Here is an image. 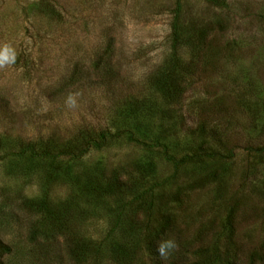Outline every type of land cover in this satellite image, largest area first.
Wrapping results in <instances>:
<instances>
[{
  "label": "rangeland",
  "instance_id": "374dc122",
  "mask_svg": "<svg viewBox=\"0 0 264 264\" xmlns=\"http://www.w3.org/2000/svg\"><path fill=\"white\" fill-rule=\"evenodd\" d=\"M177 1L0 0V48L15 53L0 67V264H119L108 258L112 243L124 245L120 264H264V0H179L186 37L207 31L197 58L171 53ZM165 60L193 66L169 100L149 85ZM104 63L114 77L102 84ZM74 65L80 81L57 93ZM104 129L131 131L140 144L125 133L77 154ZM28 143L74 158L7 154ZM163 147L195 158L175 166ZM148 162L138 189L157 185L150 208L149 194L131 201L129 191L73 202L66 175L103 181L120 172L124 181ZM39 200L52 210L66 203L69 231L103 243L102 254L76 262L67 235L31 239L51 227L44 211H30ZM164 239L178 245L166 259L156 252Z\"/></svg>",
  "mask_w": 264,
  "mask_h": 264
},
{
  "label": "trees",
  "instance_id": "16d2710c",
  "mask_svg": "<svg viewBox=\"0 0 264 264\" xmlns=\"http://www.w3.org/2000/svg\"><path fill=\"white\" fill-rule=\"evenodd\" d=\"M213 2L216 4V2L213 0ZM178 11H180V4L179 0L177 1V7L176 11L173 13V18L171 20V53L174 54H190L191 57L197 58L198 54L201 52V48L198 46L204 45V41L207 38V31L203 29H197L199 33V39H196L193 41L191 37H186L188 35L183 33V30L185 29L182 27L180 24V19H178ZM109 47V46H108ZM104 54H108L109 50L105 49ZM109 58V55H108ZM98 60V59H97ZM100 61H97L96 64L94 65L95 67H99ZM109 65L107 63H104L100 69L99 77L100 80L102 81L101 83L104 84L107 79H110V75L114 77L113 70L108 67ZM74 70L73 72L64 80V85L60 89H58L57 93L59 91H62L64 89L73 87L75 83L80 81V75L81 71L80 69L78 70L77 68H80L78 65H74ZM192 64H187L183 62H170L168 63L167 60H165L160 67L154 72L153 75L149 77V85L153 86V90L158 92L165 100H169L170 98H173L178 95V91L183 92L180 85L182 82H184L181 78H183L186 75H191L192 71ZM182 86V85H181ZM56 93V94H57ZM135 128H139L138 125H134ZM140 129V128H139ZM141 131V129H140ZM127 134L124 138L128 143H135V144H140V141L137 140L131 131L125 130L124 131H118L114 134H111L108 130H102L99 134V139L98 140H92V139H87L84 138V143L81 149L78 150L79 155L84 154L91 148H102L108 137H113V138H120L122 134ZM160 145H157V147ZM45 147V146H43ZM37 148L33 143H28L24 145L22 148L19 149L16 153L14 152H9L7 154L11 155H25L28 154L32 158H46L49 157L51 154V157L53 159L57 158H63L64 157H73L74 158V152L72 151H62L59 153H50L48 149L45 148ZM163 152L164 156L166 158L173 162L175 166H181L187 162V160H191L195 158L194 155H188V156H183L181 159H175L173 157H168L165 151V148L163 147ZM219 156V155H216ZM0 159H2V156L0 155ZM151 163H145L141 164L138 163L135 166V172H136V177H132L128 174H126V178L124 181L121 180V173L120 172H113V174L103 180L100 181L99 177L95 174H91L92 176H85L82 179L79 177L75 178H69L66 175V178L68 181H71V183L76 187V190L78 194L75 195V202L79 201H85V200H92L93 199H98L100 197L108 196V197H116V198H121L124 196L126 192L132 194L131 196V201H140L143 197L146 196V194H149V205L148 207L150 208L151 205L153 204L152 200V188H154L157 185H152L142 191H139V183L140 181L145 178L146 176H149L152 172L151 168ZM66 173V172H65ZM141 190V189H140ZM30 205V211L33 213H42L43 211L46 213L44 216L43 221H47L50 223L51 227L48 230H43L42 225L39 226L41 229L38 231L34 230V232L30 235L31 239H35L39 234L44 235L43 239L45 241H51L53 240L54 236L56 234H64L67 235V242L69 244L68 247V252L70 253V256L73 258L74 261L76 262H82L88 255H93L95 258L99 257L98 255L101 253V245H98L97 247L94 248L92 242H84L83 240L80 239L78 234L76 232H70L69 231V223L70 220L72 221V217L69 212V208L64 207L66 205L62 204L56 208L48 209L44 202L42 200L39 201H29L27 203ZM72 204L70 202H67V205ZM122 208V205H121ZM121 212H118L115 217V222L113 224V228L111 232H109V235H111V239L113 240L114 238L117 237L115 232L117 231L119 224H120V216ZM75 216V215H74ZM78 218H81L79 214L76 215ZM75 216L76 220L77 217ZM149 217V216H148ZM147 220V216H146ZM147 225V224H146ZM145 225V226H146ZM144 226V227H145ZM165 227V226H164ZM163 227V228H164ZM47 231V233H46ZM152 230L144 229V234L147 236ZM108 236V235H107ZM2 251L7 253L9 251L8 247H5L2 245ZM102 254V253H101ZM100 254V255H101ZM125 250H124V245H116L115 243H112L109 246L108 250V258L111 260L116 261L117 263H121V258L122 260L125 259ZM122 256V257H121Z\"/></svg>",
  "mask_w": 264,
  "mask_h": 264
},
{
  "label": "clouds",
  "instance_id": "9594fccd",
  "mask_svg": "<svg viewBox=\"0 0 264 264\" xmlns=\"http://www.w3.org/2000/svg\"><path fill=\"white\" fill-rule=\"evenodd\" d=\"M15 61V53L5 46L4 48H0V67L14 63ZM70 107H75V100L72 97L68 98L67 101ZM178 247L176 241L174 239H164L160 241L156 247V252L158 256L162 259H166L169 255H171L176 248Z\"/></svg>",
  "mask_w": 264,
  "mask_h": 264
}]
</instances>
